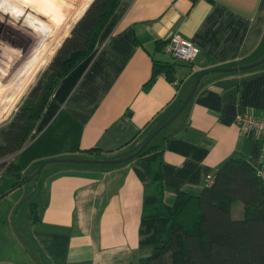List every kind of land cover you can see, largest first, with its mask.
I'll return each instance as SVG.
<instances>
[{
	"label": "crops",
	"instance_id": "obj_1",
	"mask_svg": "<svg viewBox=\"0 0 264 264\" xmlns=\"http://www.w3.org/2000/svg\"><path fill=\"white\" fill-rule=\"evenodd\" d=\"M175 33L200 47L191 62L155 52L158 39ZM152 54L176 62L172 80L161 73L148 83ZM263 55L264 0H120L95 50L56 85L27 144L0 159L19 164L29 180L16 189L29 185L23 196L34 191L24 200L37 196L33 202L42 210L40 219L32 220L30 237L10 229L0 235V251L17 264H140L151 247L140 244L145 186L134 160L47 162L36 185L30 177L53 157L107 158L136 151L205 71ZM1 103L5 111L12 104ZM246 111L264 116V62L204 74L188 105L153 139L163 147L167 204L178 190L200 192L235 153L254 165L264 161L256 134L236 123L237 114ZM91 147L101 154L86 152ZM14 181L5 175L1 191ZM231 212L242 219L244 204L234 203ZM17 235L23 244L5 245Z\"/></svg>",
	"mask_w": 264,
	"mask_h": 264
},
{
	"label": "trees",
	"instance_id": "obj_2",
	"mask_svg": "<svg viewBox=\"0 0 264 264\" xmlns=\"http://www.w3.org/2000/svg\"><path fill=\"white\" fill-rule=\"evenodd\" d=\"M119 4L120 0H92L57 50L50 70L8 121L0 124V159L27 144L56 85L95 50ZM168 41L158 39L155 52H164ZM152 56L153 73L148 83L161 73L172 80L176 62ZM86 152L98 156L102 151L91 147ZM162 158L163 147L154 140L132 158L145 186L140 244L151 247L140 264H264V187L252 161L241 153L229 156L200 192L178 190L169 205L164 201ZM5 175L15 180L11 189L26 178L15 160L0 162V186ZM5 193L0 187V200ZM236 202L245 206L242 219L232 216ZM36 207L32 202L35 222L40 219L34 215Z\"/></svg>",
	"mask_w": 264,
	"mask_h": 264
},
{
	"label": "rangeland",
	"instance_id": "obj_3",
	"mask_svg": "<svg viewBox=\"0 0 264 264\" xmlns=\"http://www.w3.org/2000/svg\"><path fill=\"white\" fill-rule=\"evenodd\" d=\"M92 0H0V124L8 121L30 90L51 68L57 50ZM9 100V110L1 101ZM15 100V102H12ZM6 104V103H4ZM2 118V119H1ZM167 120V119H166ZM20 188V187H19ZM11 191L0 200V235L7 229L22 230L28 237L33 226L31 203L37 196L30 188ZM5 192H8V191ZM41 206L34 215L40 217ZM29 233V234H28ZM5 245L23 244L20 235ZM3 249V246H1ZM16 258L0 251V261L17 264Z\"/></svg>",
	"mask_w": 264,
	"mask_h": 264
},
{
	"label": "water",
	"instance_id": "obj_4",
	"mask_svg": "<svg viewBox=\"0 0 264 264\" xmlns=\"http://www.w3.org/2000/svg\"><path fill=\"white\" fill-rule=\"evenodd\" d=\"M92 2V1H91ZM264 62V55L257 59L256 61H253L251 63L248 64H244V65H240V66H225V67H217V68H213L210 69L208 71H205V73L212 71V70H222V71H226V70H243V69H249V68H253L255 66H258L260 64H262ZM203 73L196 81V83L194 84L193 88L191 89L189 95L186 97V99L183 101V103L180 105V107L167 119L165 120L159 127H157L144 141L143 143L140 145V147L127 155H123V156H118V157H107V158H99V157H80V156H67V157H53V158H49L46 159L44 161H42L40 163V165L37 167L35 173H33L32 177L34 179L35 185L37 184L39 177H40V173L42 171L43 166L47 163V162H57V161H61V162H86V163H101V164H112V163H119V162H124L127 160L132 159L133 157H135L139 152H141L164 128H166L171 122H173V120L175 118L178 117V115L184 110V108L188 105V103L190 102V100L192 99L193 95L196 92L197 87L199 86V83L202 79V77L204 76ZM29 179H25L23 181V183L21 185H23L25 182H27ZM20 185V186H21ZM18 186V187H20ZM16 187V188H18ZM10 189L11 191H13L14 189ZM11 191L6 192L3 195V198L6 197L7 195H9V193H11Z\"/></svg>",
	"mask_w": 264,
	"mask_h": 264
},
{
	"label": "built area",
	"instance_id": "obj_5",
	"mask_svg": "<svg viewBox=\"0 0 264 264\" xmlns=\"http://www.w3.org/2000/svg\"><path fill=\"white\" fill-rule=\"evenodd\" d=\"M200 51V47L191 39L180 34H173L164 47V52L178 59L191 62ZM236 123L240 128L252 130L261 142L264 154V116H258L254 112H240L237 114ZM258 177L264 187V161L255 165ZM213 177L208 182H212Z\"/></svg>",
	"mask_w": 264,
	"mask_h": 264
}]
</instances>
